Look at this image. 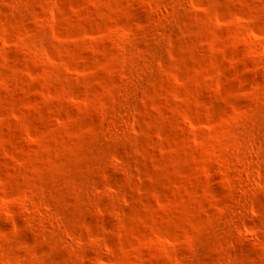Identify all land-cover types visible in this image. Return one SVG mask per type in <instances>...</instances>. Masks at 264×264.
<instances>
[{
    "label": "rangeland",
    "instance_id": "1",
    "mask_svg": "<svg viewBox=\"0 0 264 264\" xmlns=\"http://www.w3.org/2000/svg\"><path fill=\"white\" fill-rule=\"evenodd\" d=\"M0 264H264V0H0Z\"/></svg>",
    "mask_w": 264,
    "mask_h": 264
},
{
    "label": "bare ground",
    "instance_id": "2",
    "mask_svg": "<svg viewBox=\"0 0 264 264\" xmlns=\"http://www.w3.org/2000/svg\"><path fill=\"white\" fill-rule=\"evenodd\" d=\"M104 48V47H103Z\"/></svg>",
    "mask_w": 264,
    "mask_h": 264
}]
</instances>
